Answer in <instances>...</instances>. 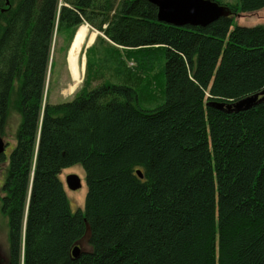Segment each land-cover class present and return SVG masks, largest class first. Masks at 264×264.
Listing matches in <instances>:
<instances>
[{
    "label": "trees",
    "instance_id": "1",
    "mask_svg": "<svg viewBox=\"0 0 264 264\" xmlns=\"http://www.w3.org/2000/svg\"><path fill=\"white\" fill-rule=\"evenodd\" d=\"M211 1L226 14L175 27L147 0H0V135L19 117L0 157L9 264H264V101L206 106L264 89V25L234 23L264 0ZM80 24L101 36L71 99L49 104L53 36ZM159 74L162 103L141 108ZM75 165L72 212L58 176ZM85 226L91 252L72 259Z\"/></svg>",
    "mask_w": 264,
    "mask_h": 264
},
{
    "label": "rangeland",
    "instance_id": "2",
    "mask_svg": "<svg viewBox=\"0 0 264 264\" xmlns=\"http://www.w3.org/2000/svg\"><path fill=\"white\" fill-rule=\"evenodd\" d=\"M226 3H232L234 0H222ZM234 23L238 26L251 27L255 25H264V9H260L258 11L246 14H237L234 17ZM83 29H80L77 38H75L77 31L75 32L67 55V65L70 75L72 77L71 84L68 87V92H71L76 83L78 82V77L80 74V62L77 59V54L74 53V49L78 43L81 42L83 38ZM70 38V37H69ZM51 44V57L49 60L48 71L46 74V83L43 90V99L49 104L61 103L64 101H69L74 93L63 98V90L66 87L68 82L67 73L64 68V50L66 45L68 44L69 39L65 40V36L58 35L55 39L53 36ZM158 57V54H156ZM155 63L157 62L156 57L154 59ZM77 63H79L77 65ZM131 65V63H129ZM157 70L153 72L156 73ZM83 78V76H82ZM82 82V81H81ZM15 85V83H14ZM81 83H79L75 89V91L80 87ZM162 86H163V77L162 74L157 75L155 79H153V86L151 94H146V92L142 91L141 96L146 94L144 98H139L141 101L138 104L141 108L152 109L162 103ZM73 91V92H75ZM147 101V102H146ZM19 123V117L13 113L12 111H8L6 114L4 126L2 128V133L0 135L1 140L5 144V148L3 150V155L6 156L11 147L14 145V132L17 124ZM5 168L6 163H0V187L2 185L4 176H5ZM76 175L81 181L80 189L76 191H69L65 184L64 179L67 175ZM83 171L80 166L75 165L70 168L64 169L58 176L59 181L62 184L64 193L66 198L68 199L70 209L72 212L77 210H82L83 208V200L86 192V187L83 181ZM0 193V197H1ZM8 228L6 218L0 213V264H9V252H8ZM88 236L89 230L88 226H85V231L83 236L77 240L75 245L79 248L81 253H89L91 252V247L88 244Z\"/></svg>",
    "mask_w": 264,
    "mask_h": 264
},
{
    "label": "water",
    "instance_id": "3",
    "mask_svg": "<svg viewBox=\"0 0 264 264\" xmlns=\"http://www.w3.org/2000/svg\"><path fill=\"white\" fill-rule=\"evenodd\" d=\"M156 9V20L175 27H205L226 14L223 7L211 0H147ZM264 101V89L236 100L234 102H208L206 106L223 111L236 113L246 111ZM5 144L0 138V157L3 155ZM136 175H141L136 171ZM64 184L69 191L81 187V181L76 175H67ZM79 248L74 245L70 251L72 259L80 255Z\"/></svg>",
    "mask_w": 264,
    "mask_h": 264
},
{
    "label": "crops",
    "instance_id": "4",
    "mask_svg": "<svg viewBox=\"0 0 264 264\" xmlns=\"http://www.w3.org/2000/svg\"><path fill=\"white\" fill-rule=\"evenodd\" d=\"M79 28L84 30L83 38H82L81 42L78 43V50H77V59L79 60L80 67H81L80 68V74H79V77H78V82L75 85V88L71 92H68L67 89H68L69 85L71 84L72 77H71L70 72L68 70L67 55H68V50H69L72 38H73L75 32L79 30ZM97 36H101L100 33H98L96 30H94L93 28H91L87 24H80L76 28H74L73 31L71 32V35H70L68 44L65 47L64 56H63V60H64L63 64H64L65 72L67 73V77H68V82H67L66 87L64 88V90L62 92L63 98H65V97L71 95L72 93H74L73 91H75L77 85L79 83H81L82 76H83V71H84V62H85L84 52H85V50L87 48H89L94 43V41H95ZM79 54L82 55V56H80Z\"/></svg>",
    "mask_w": 264,
    "mask_h": 264
},
{
    "label": "bare ground",
    "instance_id": "5",
    "mask_svg": "<svg viewBox=\"0 0 264 264\" xmlns=\"http://www.w3.org/2000/svg\"><path fill=\"white\" fill-rule=\"evenodd\" d=\"M79 31H80V28H79V30L77 31V33H76V36H75V38L74 39H76L77 38V35L79 34ZM88 37V36H87ZM77 50H78V44L76 45V47H75V49H74V53L75 54H77ZM82 53V52H81ZM80 55V54H79ZM80 56H82V55H80ZM79 63H77V65H78ZM83 70V69H82Z\"/></svg>",
    "mask_w": 264,
    "mask_h": 264
},
{
    "label": "flooded vegetation",
    "instance_id": "6",
    "mask_svg": "<svg viewBox=\"0 0 264 264\" xmlns=\"http://www.w3.org/2000/svg\"><path fill=\"white\" fill-rule=\"evenodd\" d=\"M3 142V141H2Z\"/></svg>",
    "mask_w": 264,
    "mask_h": 264
}]
</instances>
